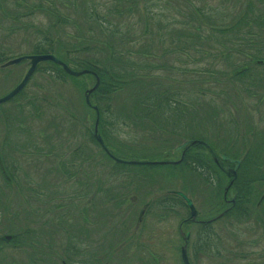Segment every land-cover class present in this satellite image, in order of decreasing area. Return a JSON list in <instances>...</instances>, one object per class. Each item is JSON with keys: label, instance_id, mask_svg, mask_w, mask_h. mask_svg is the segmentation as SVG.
Masks as SVG:
<instances>
[{"label": "rangeland", "instance_id": "374dc122", "mask_svg": "<svg viewBox=\"0 0 264 264\" xmlns=\"http://www.w3.org/2000/svg\"><path fill=\"white\" fill-rule=\"evenodd\" d=\"M14 1L0 0L2 8L0 12V53L4 52L8 59L32 53L35 45L41 43L39 33L43 30L54 42H58L56 48L59 50V56L63 59L66 51L72 48L69 55L72 63L69 64V67L75 71L82 70L77 65L78 60H89L92 64H102L108 51H115L116 54L124 51L125 58L134 62L140 71L151 72L149 74L162 77L170 76L180 80H192L195 73H189L190 76H186L182 75L180 70L190 69L189 72L198 69L218 70L220 74L216 75L209 96L203 100L204 102L201 101V105L203 102L202 109L205 111L208 108L207 103L211 99L216 102L218 110H229L227 113L231 116L226 114V118L232 117L239 122L241 119H245L244 127L248 129L247 132L240 127L239 133L234 134L237 145H232L230 151L234 155L230 158L241 159L247 149L253 151L252 156L254 157V149L259 154L264 147L262 139L255 141L254 137L248 135L250 131L258 133L264 128V103L257 109L255 103L258 104V101H255L254 96H251L250 93L254 92V84L249 80H244V83L235 79L229 82L225 81L228 79L226 75H231L230 66L225 63V58L221 60L209 59L208 62L200 63L197 61L199 56L193 51L185 52V54L178 53L177 46L189 45L192 39L190 36H195L192 28L186 31L179 28L178 25V12H189L184 9L186 4L184 0H168L169 4L167 0H139L136 4L140 5V13H135L131 19L118 21L116 19L119 18V12L123 15L127 13L122 11L124 0H120L116 5L114 0H92L98 6L96 9L100 15L99 19L109 21L106 23L104 33L111 35V32L114 31L116 36H106L97 32V27L94 26L92 19H87L88 10L85 9L83 0L80 7L82 12L79 16L74 17L76 23L66 26L54 25L56 20L51 16L52 13L30 7L24 9L23 7L26 5L18 8ZM37 1L28 0L27 2L29 5H35ZM51 1L61 13L68 15L67 11L71 9V5L66 4L70 0ZM194 1L196 7L201 5L218 7L224 1L225 4L222 7L225 11H228V6L231 4L240 10V7L246 3V0H241L243 5L237 6V0ZM129 5L130 3H128ZM134 11L132 8L131 12ZM1 14L3 18H1ZM185 19L190 25L193 24L189 19ZM166 22H173L176 28L165 31L164 35L156 33L158 25ZM22 23L23 26L29 24L26 31L18 27ZM216 24L220 25L221 23H214V25ZM131 27H133V31H129ZM212 33L198 34V36H203V46L206 52L213 51L212 37L220 36L218 33ZM158 36H163L162 46ZM177 41L180 42L178 45ZM67 42L72 45H68ZM126 50L130 51V55L127 56ZM149 53L153 56H149ZM236 61L243 63L245 59L233 60V62ZM172 65L176 69L167 71L171 70L168 67ZM115 66L119 67L120 65L116 64ZM28 69L29 62L27 60L5 67L3 74L0 67V98L21 81ZM225 73L226 75H224ZM219 79L222 84L218 87L215 81ZM197 80L199 81L200 78ZM193 81L185 82L183 85L178 84V87H182L180 91L178 90L180 94L178 99L187 108L183 118L192 121L201 118L203 114H194L190 111L195 98L193 94H190V91L196 90ZM251 81L254 80L251 79ZM232 82L237 85V88L239 86L242 88V96L235 94L232 99H229V91H235V88H232ZM169 83L171 85L166 84V87H175L176 90V85L173 86V82ZM94 84V76L88 74L78 78L66 75L63 80H58L53 76L38 73L28 82L23 97L0 106V157L3 162L0 161V165L3 164L8 175L12 176L8 182L5 179L7 175L5 173L2 175L0 169V238L13 234L17 236L16 239L18 238L15 241L21 242V249L15 251L12 247V244L15 243L4 242L3 239H0L2 242L0 243V264H31L30 258L34 253L49 257V264H60L59 259L63 260L67 255L64 251L66 244L69 242L70 236L77 234L76 231L80 223V219L71 209H75L73 196L79 193L78 186L81 179H87L88 193H91V182L97 188L98 198L94 218L97 220V245L95 248L98 264H124V261L127 262L132 258L134 259L130 264H136L141 256L146 258L142 263L155 259L159 264H178L180 247L184 243L179 233V225L181 220L186 218L187 208L176 206L174 202L154 208L150 205L152 210L144 220L147 226L146 236L150 243L147 242V237L141 244H138V240H134L138 238L140 229L132 233L134 226L139 224V210L143 208V205L147 206L154 198H158L159 195L170 191H180L186 194L192 199L199 212L197 220L210 219L216 215L211 216L210 214V212H214V207L219 202L218 196H213L215 193L213 186L202 182L197 172L193 173L179 166L182 149H178V146L189 139L163 132H155L151 135L147 130L142 133L140 130L124 127L120 125L122 117L118 113L119 117L114 114L116 103L112 104L114 119H111V121L114 120L115 125L107 128L109 134L114 137L119 136L120 140L128 146L129 141L134 137L145 142L125 149H114L109 146L110 153L116 158L126 157L130 162L168 161L170 163L151 166L128 165L124 169L113 170L112 161L90 140L87 133V130L93 129L95 113L87 108L84 95ZM218 94L223 97L221 101L215 100L219 98L216 97ZM211 95H213V99L209 98ZM32 98H36L37 103L41 105L44 100L48 101L53 106L52 109H55L54 112L43 107L42 119H33L29 115L33 110L28 104ZM232 103H236L238 107H232ZM19 104H24V111H19ZM56 110L58 111L56 112ZM202 123L201 127L204 128L206 123ZM222 124L227 127L225 123L222 122ZM43 127L44 135H40L39 131ZM214 129L212 128V133H215ZM241 131L244 132V140L241 138ZM203 132V130H194L192 134L199 136ZM45 136L46 138H44ZM225 136V131L221 130V133L216 135V139H213L212 135L210 138H212V142L218 143ZM157 138H159L158 144L155 142ZM28 139L38 143V146L44 150H48V144H53V157L34 155L23 158L19 150L22 149L21 145L27 144ZM44 139H53L54 142L45 143ZM206 141L209 142L207 139ZM221 147L218 145V150ZM192 149L199 150L194 147ZM214 151L220 153L216 149ZM204 154L209 155L206 151ZM58 157H62L61 161L65 162L67 168L61 170ZM85 158L87 161L83 160ZM71 159L75 166L67 164V161ZM171 162L177 163L172 164ZM205 162L208 163L209 170L215 172L214 181L218 183L220 192H222L224 186L228 185L229 179L218 170L212 160ZM225 166H229V164H225ZM258 167L259 171L263 173L264 159L256 163L252 161L247 169L243 168L241 174L245 179H254V173ZM31 189L35 193H32ZM252 191L249 208L254 209V223L252 222L253 217H249L243 223L232 218L225 228H222L221 224H216L214 228L222 242L221 248L215 245L209 246V248L205 247L202 252L196 254L198 258L195 260V264H248L249 260L254 259L255 256L248 260L235 257V255L242 256L248 252V249L237 246L241 245L240 242L245 241L253 242L251 246L254 248V252H259V256H264V202L261 204L264 199V184L254 183ZM230 192L233 196L235 195L233 189ZM108 194H113L112 197L116 200L111 201ZM135 196L138 197V202H136ZM129 197L131 203L135 205L127 206ZM227 198L230 199L229 194ZM128 208H135V215L127 222L131 227L126 240L132 241L134 244L117 242L114 245L111 241L115 236L110 231L114 229L116 232L117 225L126 224L125 211ZM36 213L40 216H36L35 222L32 221V218ZM161 215L163 217H160ZM259 215H262V218H258ZM255 219H258L259 222L257 223ZM181 228L183 233L189 231L193 235L198 231L197 224L194 226L182 224ZM143 233L145 232L142 230ZM133 236L134 239H132ZM32 243L35 245L34 250L31 249ZM67 256H70L75 264L77 258L70 254ZM254 263L257 261L255 260Z\"/></svg>", "mask_w": 264, "mask_h": 264}, {"label": "trees", "instance_id": "16d2710c", "mask_svg": "<svg viewBox=\"0 0 264 264\" xmlns=\"http://www.w3.org/2000/svg\"><path fill=\"white\" fill-rule=\"evenodd\" d=\"M27 1L28 0H15L14 3L15 5H18V8L19 6L23 7L22 5H26L23 7L24 9L30 7L33 9H38L39 11L52 13L51 16L56 20L54 25H74L76 23L74 17L79 16L80 12H82V10H80L82 0H70L69 3L66 4L71 5V9L67 11L68 15L61 13V11L58 10L56 6H54V2H52L51 0H38L37 2H35V5H29ZM58 1L62 2L63 0ZM138 1L139 0H124L125 4L122 11H125L127 13L123 15L121 12H119V18L116 19V21L122 19H131L135 15V13H140V5L137 6L136 4ZM184 1L186 2L184 9L189 10V12H178V25L179 28H182L186 31H189L192 28L195 36H190V38L192 39L189 45H178V42L180 40L177 41L176 43L178 45V53L185 54V52L193 51V53H196L199 56V59L197 61L200 63L208 62L209 59L221 60L222 58H225V63L229 64L231 69V75H226V73L224 74L228 77V79L225 81L229 82L230 80L235 79L240 83H244V80H249L252 84H254V92L252 91L250 93L251 96H254L255 101H258V104L255 103L258 109L259 106L264 103V0H246L245 5L240 2L241 0H237V6L239 4L243 5L240 7L241 9L239 10V8H234L231 4V6H228V11H225V9L222 7V5L225 4L224 1H222V3L218 5V7H210V5H201L199 7H196L194 0ZM117 2H120V0H114L115 5L117 4ZM167 2L169 4L168 0ZM128 3H130L129 6ZM83 4L85 5V9L88 10L87 19H92L94 26L97 27V32L106 36H116L114 34V31L111 32V35H107L106 33H104V31L106 30V23H109V21L106 19H103V21H101L99 19L100 15L98 13V10L96 9V7L98 6L94 1L83 0ZM132 8H134V12H131ZM1 10L2 8L0 6V12ZM1 18H3L2 14ZM185 18L189 19V21L193 22V24L190 25V23H187ZM214 23L221 24L214 25ZM23 25V23L20 26H18L17 24L16 27L18 26L21 30L26 31L27 27H29V24H25V26ZM133 27H131L129 31H133ZM174 28H176V25H174L173 22H166L165 24L160 23L157 27L156 33L164 35L165 31L172 30ZM206 32L218 33L220 35L213 36L214 38L212 37V52H206L203 46V36H198V34H203ZM39 34L41 36V43L36 44L32 50V53L30 54H52L68 66L72 63L71 57L69 56L72 48L66 51V53L64 54L65 58L63 59L59 56V50H57L56 48L58 42H54L53 39L47 35V32H43V30H41ZM158 38L160 39V43L162 46L163 36H158ZM67 43L68 45H72L70 42ZM189 47H191V49H189ZM125 52L127 53V56L130 55L129 50H126ZM149 56H152V54L149 53ZM237 58L245 59V61L243 63H240L238 61L233 62V60H236ZM7 60L9 59L7 58L5 53L1 52L0 65L4 64ZM116 64H119L120 66L114 67V65ZM77 65L83 70L93 71L100 79L98 87L92 93L90 98L91 102L97 106L99 111L98 133L101 135L108 148L109 146H112L114 149H125L129 146L131 148L145 142H143L141 139L137 140V137H134L131 138L128 146L127 144H124L122 140H120L119 136L114 137L109 134L107 128L109 126L115 125L113 122L114 120L111 121V119H114V116L112 114V104L115 103L117 105L115 111L113 109L114 114L118 117L119 115L122 117L123 120L120 125H123L124 127H131L133 130H140L142 133L145 132L144 130H147L151 135H153V133L155 132H163L168 133L169 135H176V137L181 136L193 141H204L211 147L213 151L216 149L217 152H220L216 154L224 155L229 158L230 156L234 155V153L230 151V149L232 150V145H237V140L234 138V134L237 135L239 133L240 127L248 132V129L244 127L245 119H241V121L239 122L232 117L226 118V114L231 116L227 113L229 112V110H218L216 108V102H213L211 99L210 102H206L208 104V108L205 111L204 109H202V105L204 102L203 100L209 96V93L214 85L215 77L216 75H218V73L220 74L218 70L198 69L197 71L193 72H189L191 71L190 69L180 70V73L186 76H190L189 73H195L192 80H180L178 78L175 79L174 77L170 76H157L149 74L151 72L140 71L139 67L134 62H130V60L125 58L124 51L117 54L115 51H108L107 55L105 54V58L102 64H92L89 60H78ZM168 68L171 70L167 71H173V69H176V67L173 65L169 66ZM2 71L3 72L1 73L3 74L5 70ZM38 73L53 76L58 80H63V77L67 75L63 72L59 65L52 62H43L39 64L32 78ZM32 78L30 80H32ZM197 78H200V80L198 81ZM251 79H253L254 81H251ZM189 81H193V85L196 88L195 91H190V94H193V96L195 97L194 105H192V109L190 111L194 114L200 115L203 113L201 118L197 120L193 119V121L183 118L184 111H186L187 108L186 105H183L182 102L178 99V95H180L178 90L180 91L182 88L181 86L178 87V84L183 85V83ZM169 82H173V86L176 85V90L175 87H166V84L171 85ZM215 83L219 87L222 84V81L221 79H219L216 80ZM236 86L237 85L232 82V88L234 87L235 91L230 92L229 90H227L229 91V99H232L235 94L237 96H242V88H240V86L237 88ZM25 89L12 100L23 97ZM224 93L226 94V92ZM219 95L220 94L216 96L219 98H216L215 100L221 101L223 99V97ZM209 98L213 99V95H211ZM201 101H203L202 105ZM28 104L32 107L33 111L29 115L33 119H42V115L44 113L41 114V112L44 108L52 112H54L55 110L52 109L53 106L45 100L43 101V105H41L37 103L36 98H32L30 99ZM240 104H243V102H240ZM231 106L238 107L236 103H232ZM18 108L20 112L24 111V104H19ZM257 109L255 108L256 111ZM57 111L58 110H56V112ZM31 121L35 122L34 120ZM218 121L219 123H217ZM202 122L206 123V125H204V128L201 127V124H203ZM222 122L225 123L227 127H224ZM212 128H218L217 130L220 133L221 130L225 131L226 136L224 137V139H220L221 142L220 140L218 143L212 142V138L216 139V135L220 134L215 129V133H212ZM192 130H203L204 132L202 133V135L196 136L197 134H192ZM44 131L45 130L43 127L39 131V134L42 135ZM87 133L90 140L99 147L90 130H87ZM210 135H212V138H210ZM248 135H250V137H254L255 141L262 139V143L264 144V128H262V130L258 133L250 131ZM44 138H46V136ZM241 138L244 140L243 131H241ZM206 139L209 142H207ZM158 140L159 138H157L155 142L157 143ZM43 141L45 143L49 141L54 142L53 139H44ZM26 143L27 144L25 146L21 145L22 149L19 150L23 158L33 157L34 155H41L40 157H47L48 155H50L48 157H53V144H48V150H44L43 148H40L41 146H38V143L33 140L28 139ZM218 145L222 146L220 150H218ZM194 148H198L199 150L195 151L194 149L189 148L183 155L182 161L179 166L188 169L190 172H197L202 180L208 179V176L204 171L206 169H209V165L205 161H211V158L209 155L204 154L206 150L203 146L195 145ZM263 149L264 147L260 150L259 154L258 151L254 149V157L252 156L253 151L251 149H247L246 153L241 158L242 164L240 166V171L232 186L233 192L236 197V204L232 207V210L228 212L229 215L232 214L234 209L238 210L248 207L247 202L251 201L253 193L252 185L254 183L259 182L264 184V171L263 173H261L259 171V167L258 170H256V172L254 173V179H245L241 174L243 168L247 169V166H249L252 161H254L255 163L258 161H263ZM100 151L103 152L101 148ZM107 157L113 163V170L124 169L126 166H128V164L126 163L114 162L109 156ZM61 159L62 157H58L59 165L62 170L67 167L65 165V162L61 161ZM119 159L127 160L126 157H121ZM83 160L87 161L86 158ZM0 161L2 162L1 157ZM73 162L74 161H72L71 159L70 161H67V164L75 166ZM13 163L15 164V162ZM2 166L3 171L1 170V174L4 175L5 173L7 175V178H4L9 182L12 179V176L8 175L3 164ZM13 167H15V165H13ZM177 199L181 201V199ZM263 202L264 199L261 204ZM204 233L205 232L197 233V237L195 239V254L204 250V248L201 247L204 243H206ZM15 239H13V243L17 241V239L16 241ZM197 258L198 257L196 255V259Z\"/></svg>", "mask_w": 264, "mask_h": 264}, {"label": "flooded vegetation", "instance_id": "af4514ba", "mask_svg": "<svg viewBox=\"0 0 264 264\" xmlns=\"http://www.w3.org/2000/svg\"><path fill=\"white\" fill-rule=\"evenodd\" d=\"M184 152H185L184 149H182V154H181L180 159L183 158V155L185 154ZM236 161L238 160H234V162L231 163L229 161L219 160L218 163H215L214 161L213 163L218 168V170L221 171V173L225 175L224 172L227 169L234 168ZM225 164H229V166H225ZM240 166H241V161L237 169V174L240 171ZM204 172L208 176V179H203L205 180L203 182L208 185H212L213 190L215 191L213 196L214 197L218 196L219 198V202L214 207V212H210L211 216L215 214L216 215L206 220L192 219L190 216V212L187 209L188 211L186 214V218L181 220L180 225H179V233L182 236L184 243L180 247V257L178 259V264H184L182 255H181V250L183 248L186 249V256H187L188 263L195 264L196 262L195 261L196 260V254H195V241L196 240L195 239L197 237L198 232H205L204 237L206 239V243H204L203 246H201L202 248H205V247L209 248V246H212V245H215L221 248L220 244L222 242L218 238L216 234L217 231L214 228L216 224H221L222 228H225L228 225V221H230V219L232 218H235L236 221L243 223L249 217L251 218L253 217L252 222L254 223V209L249 208L250 202H247L248 204L247 208L238 209V210L234 209L232 214L230 215L228 214V212L231 211L232 207L236 204V199H235L236 197L235 195L233 196L232 192H230L233 185L230 188H228V185L224 186L223 191L220 192L218 183L214 181L215 180L214 177H216L215 172L209 169H206ZM229 182H230V179H229ZM90 184H91V187H90L91 193H88L87 192V188H88L87 179H81L79 182V186H78L79 193L76 194V196H73L74 203H75V207H74L75 209H71V210L80 219V223L78 225V230L76 231L77 234H73L72 236H70L69 242L66 244V249H64V251L67 253V255L70 254L71 256L77 258L75 264H98V255H97V250L95 248V246L97 245V229H96L97 220L94 218V211L96 209L95 205H97L98 193L96 190L97 188L94 186V183L91 182ZM176 192L177 191H170L166 194L159 195L158 198L156 199L154 198L147 206L143 205V208L139 210V215H138L139 224H136L134 226L135 230L132 229V233H135L136 230L140 229V234L138 238H135L134 236L132 237V239L135 238L134 240H138V244H141V242L143 243L147 237L146 236L147 226L144 220L147 219V214H149L152 210L150 205H152L154 208L156 206H166L167 204H173L174 202L176 206H181V207L183 206L184 208H187L183 200L179 201L177 199L178 195H176ZM228 194L230 195V199L227 198ZM170 195H173L175 197H171ZM107 196L110 197L111 201L116 200L112 197L113 194H108ZM130 197L128 198L129 203L127 204V206H130L132 204L130 201ZM135 198H136V202H138V197L135 196ZM132 205H135V204H132ZM163 212H166V211H163ZM134 213H135V208H128L125 211V216H127L125 217L126 224L117 225L115 227V229L117 230L116 232L114 231V229L110 231V233L111 234L113 233L115 236V238L111 241L113 242L114 245L117 242L125 243V244H134L132 243V241L126 240L130 233V227H131V225L127 222H129V220H131V217L135 215ZM198 215H199V212H198ZM33 216L34 217L32 218V221L36 222V216L39 217L40 215L36 213ZM160 217H163V215H161ZM258 218H262V215H259ZM255 221L257 223L259 222L258 219H255ZM182 224H187V225L190 224L191 226H194L195 224H197L198 231H196V233L194 232V235L192 234V232H189V231L183 233L182 228H181ZM141 229L145 233L142 234ZM16 237L17 236L14 235L13 239H15ZM147 242L150 243V241L148 240V237H147ZM240 244L241 245H237V246L248 249V252H246V254L242 256L235 255L236 258L248 260L251 257L255 256L256 258L254 257V259H250L248 264H264V261H262L264 259V256H259L258 255L260 254L259 252H254V248L251 246L253 245V242L245 241V242H240ZM12 247H13V250L19 251L21 249V242H15V244H12ZM34 247L35 245L32 243L31 249L34 250L33 249ZM216 254H219V253H216ZM67 255H65V258L63 260L61 258L59 259L60 264H74L73 259ZM133 259L134 258L130 259L127 262L124 261L123 263L130 264ZM145 259H146L145 257L141 256L136 264H159L157 263L158 260H155V259L153 261L148 260L147 262L142 263ZM255 260L257 261V263H254ZM30 263L31 264H49L50 259L49 257L42 256L40 254L35 255L34 253V255L30 258Z\"/></svg>", "mask_w": 264, "mask_h": 264}, {"label": "water", "instance_id": "95a60500", "mask_svg": "<svg viewBox=\"0 0 264 264\" xmlns=\"http://www.w3.org/2000/svg\"><path fill=\"white\" fill-rule=\"evenodd\" d=\"M29 61V64H30V67L29 69L27 70L26 74L24 75L23 79L21 80V82L14 88L12 89L9 93H7L5 96L1 97L0 98V105L11 100L13 97H15L25 86L26 84L28 83L29 79L31 78L32 74L34 73L35 69L37 68L38 64L42 63V62H52L54 64H57L61 67V69L68 75L70 76H73V77H79L83 74H86V73H92V72H89V71H79V72H75L73 71L72 69H70L66 64H64L62 61H60L58 58H56L55 56L53 55H50V54H47V55H29V56H22V57H19V58H16V59H13V60H10L8 62H6L5 64H3V68L5 67H9V66H12V65H16L22 61ZM94 74V73H92ZM95 78H96V84L95 86L91 89V90H88V92L86 93L85 95V101H86V104L88 106H91V103L89 101V94L92 93V91L95 90V88L97 87L98 83H99V80H98V77L96 75H94ZM94 108V111L96 113V122H95V125H94V129L92 131V134L94 136V138L96 139V141L98 142V144L100 145V147L104 150V152L110 156L114 161L116 162H120V163H127V164H130V165H163V164H166V162H158V163H153V162H138V161H125V160H121V159H117L116 157L112 156L107 147L105 146V143L103 141V139L101 138V136L98 134V110L96 107H93ZM195 144H198V145H202L206 150L207 152L209 153V155L211 156V158L213 159L214 162L217 163V157L215 155V153L212 151V149L209 147V145L203 141H188V142H185L183 145L179 146V149L181 148H185L187 146H194ZM222 160L224 161H229L231 163H233L234 161L223 156L222 157ZM240 162L239 161H236V164L234 166L233 169H227L224 173L226 174V176L228 178H232L229 186H231V184L233 183L234 179L236 178V171L238 169V166H239ZM176 194L182 198L184 200V202L186 203V206L187 208L189 209L190 211V216L192 219H195L197 217V211L192 203V201L186 196L184 195L183 193L181 192H176ZM4 241L6 242H10L11 239H12V236H4L2 238ZM182 259H183V262L184 264H188V261H187V256H186V250L185 248L182 249Z\"/></svg>", "mask_w": 264, "mask_h": 264}]
</instances>
